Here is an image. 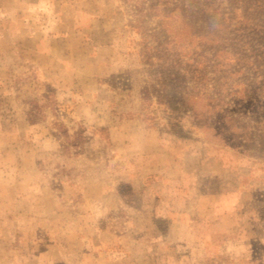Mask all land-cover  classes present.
<instances>
[{
  "label": "rangeland",
  "instance_id": "rangeland-1",
  "mask_svg": "<svg viewBox=\"0 0 264 264\" xmlns=\"http://www.w3.org/2000/svg\"><path fill=\"white\" fill-rule=\"evenodd\" d=\"M262 75L264 0H0V264H264Z\"/></svg>",
  "mask_w": 264,
  "mask_h": 264
},
{
  "label": "trees",
  "instance_id": "trees-1",
  "mask_svg": "<svg viewBox=\"0 0 264 264\" xmlns=\"http://www.w3.org/2000/svg\"><path fill=\"white\" fill-rule=\"evenodd\" d=\"M200 64H203V62H194L189 66L182 68L179 62H160V64H157V68L152 69L155 76L161 80V82H159L160 86L163 87V91L159 96H157V98L162 99L163 104L168 109L170 115H174V119H178L179 114L176 113L181 112L180 108L176 106V104L185 106V108L188 109V106L191 105L189 104V100H191V98L201 97L199 91L203 88V86L200 87L199 84L202 80L201 77L204 76L202 71L205 67H202ZM185 74L189 75V81H193L191 85L186 84V80L184 78ZM262 76L264 77V75ZM213 84V86H216L217 84V88L219 84L218 79L214 80ZM211 91L216 92L215 88L211 89ZM256 91L257 90H254V92ZM205 95L207 96L206 99L211 101L213 100L209 94L206 93ZM246 99L251 100V97L248 96ZM209 105L210 104H208V106ZM259 108L261 109L259 110V116L261 118L258 120V123L261 124L264 123V109L261 107ZM189 110L194 112L192 107L189 108Z\"/></svg>",
  "mask_w": 264,
  "mask_h": 264
}]
</instances>
